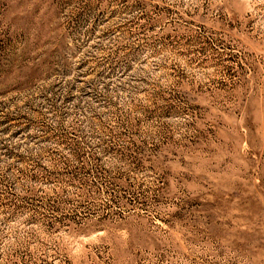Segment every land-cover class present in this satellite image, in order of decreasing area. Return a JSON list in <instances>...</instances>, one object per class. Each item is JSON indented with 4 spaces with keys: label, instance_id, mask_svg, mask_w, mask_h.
Instances as JSON below:
<instances>
[{
    "label": "rangeland",
    "instance_id": "obj_1",
    "mask_svg": "<svg viewBox=\"0 0 264 264\" xmlns=\"http://www.w3.org/2000/svg\"><path fill=\"white\" fill-rule=\"evenodd\" d=\"M0 264H264V0H0Z\"/></svg>",
    "mask_w": 264,
    "mask_h": 264
}]
</instances>
